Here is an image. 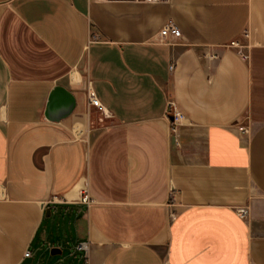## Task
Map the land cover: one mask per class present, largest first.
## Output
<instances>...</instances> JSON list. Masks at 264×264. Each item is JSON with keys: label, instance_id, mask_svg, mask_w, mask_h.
Segmentation results:
<instances>
[{"label": "crops", "instance_id": "0c3cea01", "mask_svg": "<svg viewBox=\"0 0 264 264\" xmlns=\"http://www.w3.org/2000/svg\"><path fill=\"white\" fill-rule=\"evenodd\" d=\"M53 211L72 264H264V0H0V264H64Z\"/></svg>", "mask_w": 264, "mask_h": 264}, {"label": "built area", "instance_id": "2783aa9c", "mask_svg": "<svg viewBox=\"0 0 264 264\" xmlns=\"http://www.w3.org/2000/svg\"><path fill=\"white\" fill-rule=\"evenodd\" d=\"M142 1L145 2V3H149V4H154V3L160 2L161 0H142ZM243 36L244 37H247L248 36V33L247 32H243ZM180 37H181L180 30L171 21L166 22L162 26V28H161V30L159 32L160 42H163V40L168 39V38L178 39ZM228 47L231 48V49H234L236 51V54L242 60H247L248 59V54L243 52V50L246 47L245 46H242L241 44H239L238 41H232V42H230L228 44ZM86 99H87V102H88L89 106H92V107H95L97 109L102 110V107L99 104L98 99L94 96V94L92 92L87 91ZM166 114L167 115H171V117L173 118V125L174 126L176 124H178L180 122L181 118H182L181 115L179 114V112H177L176 108L174 107V105L171 102H169L167 104ZM241 131L246 132L243 129H241ZM81 202L83 204H89L90 203V198L88 197V195L86 193H84L82 195ZM238 215L242 219L247 218L248 217L247 209H239L238 210ZM78 250H86V245L80 244L78 246ZM24 257L25 258L29 257V253L28 252L25 253Z\"/></svg>", "mask_w": 264, "mask_h": 264}, {"label": "water", "instance_id": "95a60500", "mask_svg": "<svg viewBox=\"0 0 264 264\" xmlns=\"http://www.w3.org/2000/svg\"><path fill=\"white\" fill-rule=\"evenodd\" d=\"M76 101L74 95L62 86H55L51 90L44 112V117L51 122H59L69 117L74 111ZM50 209L46 210V216H49ZM51 254H60L57 249L51 250ZM22 264H28L23 262Z\"/></svg>", "mask_w": 264, "mask_h": 264}, {"label": "rangeland", "instance_id": "374dc122", "mask_svg": "<svg viewBox=\"0 0 264 264\" xmlns=\"http://www.w3.org/2000/svg\"><path fill=\"white\" fill-rule=\"evenodd\" d=\"M48 224V225H47ZM48 230L54 237L59 236L63 245L62 255L56 256V258H63L64 264H72L75 257H79L80 253L75 250V237L73 235L72 221L69 216H66L64 211H60L57 214L54 213L50 218H47ZM57 242H55L56 244Z\"/></svg>", "mask_w": 264, "mask_h": 264}]
</instances>
